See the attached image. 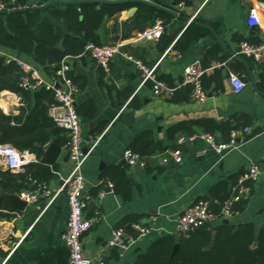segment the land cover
Returning <instances> with one entry per match:
<instances>
[{
  "label": "crops",
  "instance_id": "obj_1",
  "mask_svg": "<svg viewBox=\"0 0 264 264\" xmlns=\"http://www.w3.org/2000/svg\"><path fill=\"white\" fill-rule=\"evenodd\" d=\"M96 1L131 6L117 18L105 20L99 32L103 45L124 42L123 50L148 69L158 65L157 79L171 87L182 82L184 70L195 61H200L205 68L222 64L205 76L213 78L206 82L208 99L198 103L191 94L188 95L185 86L179 87L170 98L154 96L151 85L139 88L142 73L122 57H115L108 70L90 56L70 60L72 73L80 80L79 84H84L82 88L78 87L76 96L84 145L89 147L103 135L83 170L86 216L96 219L83 239L85 254L92 259L101 257L107 264H137L139 258L160 239L172 236L178 241L181 238L176 226L180 214L200 198L217 203L212 196H225L236 177L237 186L252 163L262 164L264 161V63L254 64L253 60L236 55L241 42L258 44L264 40V0H187L182 8L167 0ZM138 3L156 6L173 17L174 24L167 27L174 40L168 48L162 50L160 41L136 42L134 38L138 32L123 39L126 33L123 23L135 16ZM133 8L137 10L129 16L128 12ZM253 8L261 15L263 29L248 24ZM157 21L163 22L162 19ZM191 25L208 29L209 35L194 42L186 53L181 54L175 45ZM213 50L218 51L217 56L212 55ZM12 55L19 57L16 53ZM163 63H166L165 67L161 65ZM242 63L246 64L247 73L239 75L233 68ZM231 74L238 75L246 83L239 93L230 82ZM21 105V98L12 92L4 91L0 96V107L7 115H18ZM247 118L251 119V124L241 125L237 130V147L232 151L217 153L201 139L189 142L187 139L193 135L208 133L204 127L194 126L192 135L188 136L184 131L175 134L176 144L173 145L179 146L178 157L171 156L169 153L175 150L170 149L150 158L147 169L124 168L126 151L131 150L136 138L146 132L151 133L154 142L173 146L168 141L167 132L176 125L206 120L242 124ZM246 128L250 129L249 133L244 132ZM214 135L223 140L219 133ZM65 136L64 143L55 138L45 149L46 154L53 143L61 148V155L54 164L44 161L57 168L56 179L49 183L51 189L59 188L61 177H66L71 170L70 158L66 159L68 135ZM182 139H186L185 142L181 143ZM114 167L125 169L131 182L132 198L129 201L114 187L108 186L114 185L116 179ZM247 186L249 198L244 200L247 206L231 218L229 224L241 227L254 223L259 234L264 229V178L247 183ZM103 191L106 194L101 197ZM211 191L215 192L211 195ZM3 194L8 193H0V199L10 202L2 197ZM92 201L96 206L90 208ZM45 204L46 200H41L39 205H28L24 212H20L11 203L12 207L0 210L1 214L9 216L0 217V264L7 257L6 264H70V254L62 238L69 215L67 196L61 194L42 213ZM134 215L141 217L140 224L155 231L148 236H140L133 228V234L125 231L124 220ZM152 216L157 217L156 223H152ZM117 229L124 231L126 246L108 248L112 232Z\"/></svg>",
  "mask_w": 264,
  "mask_h": 264
},
{
  "label": "trees",
  "instance_id": "obj_2",
  "mask_svg": "<svg viewBox=\"0 0 264 264\" xmlns=\"http://www.w3.org/2000/svg\"><path fill=\"white\" fill-rule=\"evenodd\" d=\"M2 1L6 3L14 1L21 9L0 14V50L18 54L21 59L36 67L45 78L55 76L61 63L68 57L71 59L88 57L86 53L88 44L102 46L99 32L105 20L117 18L131 7L119 3H100L96 0ZM167 1L173 6L180 3V0ZM137 6L135 16L123 23L126 29L123 39L130 38L132 32L145 31L158 19H162L165 32L159 41L163 44L162 50L168 48L174 40L169 36L167 27L174 24L173 17L147 3H138ZM208 35V29L191 25L176 43L175 49L184 54L194 42ZM211 53L218 55L217 50ZM233 69L239 75L247 73L246 64L243 63L235 65ZM68 75L78 87L84 86L79 84L80 80L72 71ZM24 76L25 73L15 62L7 64L5 58L0 56V96L4 91H9L18 95L22 102L18 115H7L0 107V146L11 145L21 152L28 151L38 160L36 164L27 166L25 172L18 174L0 167V193L20 195L23 191L35 189L39 185H49L56 179L57 168L44 162L46 146L55 138L62 143L66 140L67 132L49 115L50 108L57 104L54 93L45 88L35 91L24 89L21 86ZM212 79L204 77L205 90L206 82ZM147 85L153 86L151 82ZM184 89L188 95L193 90L191 85L185 86ZM250 124V118L243 120L242 124L218 123L215 120L182 123L170 128L167 138L172 145L176 144L174 137L176 133L184 131L189 136L193 134L194 126H200L208 133H219L223 141H229L233 131L240 129L241 125L246 127ZM178 148V145L156 143L151 139V133L146 132L136 138L131 150L144 160V169H147L150 158L170 149L179 150ZM124 168H129L127 163ZM112 169L116 173V179L113 180L115 191L125 200H131L132 186L125 169L118 170L117 167ZM237 179L238 177L225 196H212L217 202L211 203V209L215 213L219 214L222 205L232 196ZM214 192L211 191V195ZM199 200L210 201L208 198ZM9 206L12 207L10 202L0 199V210ZM246 206V201L237 203L234 207L235 213L242 212ZM0 217L9 218L1 213ZM140 218L139 215L126 218L123 222L125 231L133 234L132 226L138 224ZM176 244L179 247L174 252ZM137 264H264V229L257 234L254 223H246L241 227L222 222L215 226L204 225L178 241L172 236L160 239L139 258Z\"/></svg>",
  "mask_w": 264,
  "mask_h": 264
},
{
  "label": "built area",
  "instance_id": "obj_3",
  "mask_svg": "<svg viewBox=\"0 0 264 264\" xmlns=\"http://www.w3.org/2000/svg\"><path fill=\"white\" fill-rule=\"evenodd\" d=\"M64 1V0H57ZM187 0H180L179 7L182 8ZM21 9L17 7L14 1L6 3L0 0V13H8ZM192 22V21H190ZM250 27H259L263 29V22L259 11L255 8L250 10L248 17ZM165 28L162 21H157L152 27L138 33L134 40L136 42L155 43L160 40L164 34ZM124 42L114 45L96 46L88 44L86 53L97 60L98 64L108 70L110 63L115 57H122L130 61L135 68L142 73V82L139 88L146 86L149 82L153 84L152 91L154 96L161 98H170L174 92L182 86L191 85L192 99L198 103H204L208 99V92L203 87V78L216 68L222 67V64H215L212 67L205 68L200 61H195L187 67L183 73L182 82L175 87H171L163 81L157 79L156 69H148L141 61L136 60L123 50ZM238 56H245L253 60L256 64L264 63V40L259 44H250L241 42L236 53ZM0 56L5 58L7 64L15 62L25 73L22 78L21 86L26 90L35 91L45 88L52 91L57 101L49 110L50 117L62 127L68 135V151L70 153L71 170L66 177H61L62 184L57 189H51L49 185H39L35 189L25 190L20 194V198L28 205H39L41 200H46V204L41 208L44 213L58 199L61 194H65L68 199L69 215L67 219L66 231L63 234V241L70 252V264H107L106 261L99 257L92 259L85 254L83 239L91 230L96 219L86 216L87 201L83 195L85 190V177L83 170L87 164L92 152L98 146L103 138L99 136L87 147L82 136L81 119L76 107V96L79 88L69 77L71 71V58H66L62 63L56 75L51 79L45 78L41 72L30 63L0 50ZM166 56V55H165ZM230 82L234 90L239 93L245 87L246 83L236 74L230 75ZM245 133H249L250 129H244ZM239 131H233L229 141L218 139L214 134L202 133L189 137L187 140L193 142L197 139L203 140L206 145L217 153L232 151L237 147V138ZM186 139L180 140L181 143ZM173 157H178L180 151H171L169 153ZM125 160L129 167L140 166L144 168L145 162L142 158L132 150H127ZM37 157L28 151H19L11 145L0 146V167L4 170L18 174L26 171L27 166L36 163ZM165 161H167L165 159ZM264 178V161L262 164L252 163L246 173L241 177L238 185L234 188L232 196L222 205L220 213L217 214L211 209V201L200 200L190 206L184 213L180 214L176 219L177 235L188 237L196 228L204 225H214L227 219L233 218L236 213L234 207L249 198V187L247 183H254ZM111 189L112 184L108 185ZM105 191L101 193V197L105 196ZM152 223L157 222V217H151ZM140 236L151 235L155 229L148 225L134 224L132 226ZM20 243V242H19ZM127 239L122 229L112 232L111 238L107 243L108 248H123L126 246ZM2 245L0 243V250ZM16 247L11 250V255ZM7 257L2 264H6Z\"/></svg>",
  "mask_w": 264,
  "mask_h": 264
},
{
  "label": "water",
  "instance_id": "obj_4",
  "mask_svg": "<svg viewBox=\"0 0 264 264\" xmlns=\"http://www.w3.org/2000/svg\"><path fill=\"white\" fill-rule=\"evenodd\" d=\"M136 10H137L136 8H133V9L129 10L128 15L129 16L133 15V13ZM0 14H3V13H0ZM94 61H97V60L94 59ZM165 64L166 63H163L161 65L163 67H165ZM60 155H61V148H60V146L57 143H53L51 145V147L49 148V150L47 151V153L45 154L44 161L52 165V164H54L58 160V158H59ZM67 158H70L69 151L67 153L66 159ZM136 169L139 170V169H141V167L138 165V166H136ZM61 184H62V181H61ZM83 195L84 196L86 195L85 190L83 191ZM2 197L5 198V199H7V200H9L13 204V206L16 208V210H18L20 212H24L28 208V204L24 200H22L19 195H15V194H3ZM95 206H96L95 201H92L90 203V206L89 207L90 208H93ZM222 222L224 224H229L230 223L229 220H227V219L223 220ZM177 249H178V245L175 246V251L174 252H176Z\"/></svg>",
  "mask_w": 264,
  "mask_h": 264
}]
</instances>
